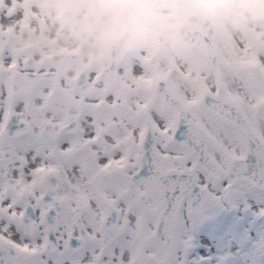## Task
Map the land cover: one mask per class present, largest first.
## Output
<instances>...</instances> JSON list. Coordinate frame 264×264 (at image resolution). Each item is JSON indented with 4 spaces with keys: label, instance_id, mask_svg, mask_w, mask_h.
Returning <instances> with one entry per match:
<instances>
[{
    "label": "snow or ice",
    "instance_id": "1",
    "mask_svg": "<svg viewBox=\"0 0 264 264\" xmlns=\"http://www.w3.org/2000/svg\"><path fill=\"white\" fill-rule=\"evenodd\" d=\"M0 79V264H264V40Z\"/></svg>",
    "mask_w": 264,
    "mask_h": 264
},
{
    "label": "water",
    "instance_id": "2",
    "mask_svg": "<svg viewBox=\"0 0 264 264\" xmlns=\"http://www.w3.org/2000/svg\"><path fill=\"white\" fill-rule=\"evenodd\" d=\"M172 1L155 0L156 15L140 24L144 27L121 26L105 35L95 16L96 0H0V79L12 89L75 86L95 74L114 73L131 58L179 60L209 48L203 38V46L191 41L195 33L185 36V27L167 12ZM262 6L264 0H189L182 12L194 19L191 27L203 21L218 44L225 38L253 39L250 20ZM158 28L166 36L160 43L151 37ZM120 45L124 48L111 63L109 50Z\"/></svg>",
    "mask_w": 264,
    "mask_h": 264
},
{
    "label": "clouds",
    "instance_id": "3",
    "mask_svg": "<svg viewBox=\"0 0 264 264\" xmlns=\"http://www.w3.org/2000/svg\"><path fill=\"white\" fill-rule=\"evenodd\" d=\"M155 8V0H96L95 16L107 35L117 27L149 22Z\"/></svg>",
    "mask_w": 264,
    "mask_h": 264
},
{
    "label": "bare ground",
    "instance_id": "4",
    "mask_svg": "<svg viewBox=\"0 0 264 264\" xmlns=\"http://www.w3.org/2000/svg\"><path fill=\"white\" fill-rule=\"evenodd\" d=\"M188 3H189V0H173L172 2H170V8L167 10V12L170 13V16L175 18L179 27L183 26V27H185V29H193V30L197 31L198 33H200L204 38L208 37L207 33H206L207 26L203 21L199 24L198 28L191 27L188 24V22L190 20H194L192 18H186L182 12L187 7ZM208 13H209V10L206 11V15ZM204 20H206V19H204ZM134 27L139 29L141 27H144V25H136ZM161 31L162 30L160 28L152 30L153 34L151 37L154 39H157V41L159 43H160V40H164L166 38V36H164V35L162 36ZM211 41H212V45H215L213 40H211Z\"/></svg>",
    "mask_w": 264,
    "mask_h": 264
},
{
    "label": "rangeland",
    "instance_id": "5",
    "mask_svg": "<svg viewBox=\"0 0 264 264\" xmlns=\"http://www.w3.org/2000/svg\"><path fill=\"white\" fill-rule=\"evenodd\" d=\"M263 10H260L259 12H254L255 18L250 20V24L254 27V33L253 39L249 40H243V41H251L255 43H259L260 41L264 40V14L262 11H264V6H262ZM252 27V28H253ZM191 33H195L194 35H191L190 37L191 41L198 46H203L201 38L205 39L200 33L193 29H185V36L188 37ZM237 39V40H236ZM236 41H238V38H235ZM240 41V40H239ZM124 48L123 45L120 46H112L109 50V61L111 63H114L117 59V56ZM116 59V60H115Z\"/></svg>",
    "mask_w": 264,
    "mask_h": 264
}]
</instances>
